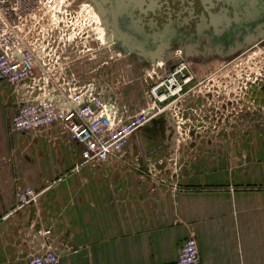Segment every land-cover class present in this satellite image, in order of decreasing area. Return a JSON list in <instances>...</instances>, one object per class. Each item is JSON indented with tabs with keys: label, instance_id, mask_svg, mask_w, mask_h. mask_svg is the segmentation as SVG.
<instances>
[{
	"label": "crops",
	"instance_id": "obj_1",
	"mask_svg": "<svg viewBox=\"0 0 264 264\" xmlns=\"http://www.w3.org/2000/svg\"><path fill=\"white\" fill-rule=\"evenodd\" d=\"M93 61L86 73H103ZM20 97L0 84V264H27L44 230L61 264H176L189 236L199 264H264V136L174 150L173 139L143 127L121 155L82 165L81 145L57 127L11 131ZM17 188L40 195L12 212Z\"/></svg>",
	"mask_w": 264,
	"mask_h": 264
},
{
	"label": "built area",
	"instance_id": "obj_2",
	"mask_svg": "<svg viewBox=\"0 0 264 264\" xmlns=\"http://www.w3.org/2000/svg\"><path fill=\"white\" fill-rule=\"evenodd\" d=\"M100 32L94 10L84 1L0 0V84L12 86L17 95L22 89L11 131L57 127L61 135L81 145L82 165L121 155L131 136L165 112L170 98L180 96L187 81L184 74L194 73L191 63L181 58L168 68L160 62L159 70L152 69L148 81L145 78V107L130 114L121 95L113 93L118 88L110 90L93 79L79 85L73 73L81 61L91 62L100 54ZM39 195L32 188H17L12 212ZM50 234L51 230L41 232V249L28 256L27 264H61ZM199 263L197 240L189 236L179 248L176 264Z\"/></svg>",
	"mask_w": 264,
	"mask_h": 264
},
{
	"label": "flooded vegetation",
	"instance_id": "obj_3",
	"mask_svg": "<svg viewBox=\"0 0 264 264\" xmlns=\"http://www.w3.org/2000/svg\"><path fill=\"white\" fill-rule=\"evenodd\" d=\"M80 1L90 5L100 18V55L105 60L97 69L108 65L107 60L122 67L126 59L140 63L142 69L152 62H163L168 68L178 58L191 63L194 73L184 74L187 81L180 96L164 105L167 111L178 103L184 105V125L163 112L144 127L174 141L249 139L251 133L246 131L251 129L252 87L203 85L206 74L198 68L215 61H231L264 43V0H100L106 10L119 9L115 30L108 27V15L104 18L97 14L93 0ZM219 13L224 15L221 28L216 25ZM137 45L143 50L134 49Z\"/></svg>",
	"mask_w": 264,
	"mask_h": 264
},
{
	"label": "rangeland",
	"instance_id": "obj_4",
	"mask_svg": "<svg viewBox=\"0 0 264 264\" xmlns=\"http://www.w3.org/2000/svg\"><path fill=\"white\" fill-rule=\"evenodd\" d=\"M97 19L98 21L100 20L99 17ZM102 60L105 59H102L100 55L98 59L93 61L94 66L99 65ZM107 61L109 64L104 65L101 70L103 73H86L85 68L87 62L81 61L77 65L81 66V71H79L77 67L73 68V73L75 77H77L78 84L81 85L93 79L95 82L107 88H111L110 90L115 87L118 88L116 91L113 90V93L121 95V98L124 100L123 102L128 105L130 113H134L143 106L145 107L146 101L144 99V91L146 90V82L148 81L147 73L152 69L158 71L160 62H152L150 66H146L142 69L140 63H134L125 59L123 63V73H111V61ZM113 69H115V65ZM198 70L200 73L206 74V82L203 84L206 86L249 87L250 85L252 87L251 116L249 119L251 129L246 132L264 136V43L253 47L241 57H237L231 61L207 63L204 64L202 68H198ZM161 72L162 70L158 73ZM145 78L147 81H145ZM182 108L186 107L184 105L181 107V104L178 103L176 106H172L171 110L165 111L167 117H170L174 121H178L181 127L184 125V119L181 117ZM236 132L240 133L242 131L237 130ZM184 143L185 142L181 140L175 141L173 143V149H181ZM243 144V142L239 144L236 143L237 148L240 146L239 149H241ZM162 150L166 151V147H160L161 152ZM173 153L177 152L174 151Z\"/></svg>",
	"mask_w": 264,
	"mask_h": 264
},
{
	"label": "water",
	"instance_id": "obj_5",
	"mask_svg": "<svg viewBox=\"0 0 264 264\" xmlns=\"http://www.w3.org/2000/svg\"><path fill=\"white\" fill-rule=\"evenodd\" d=\"M93 1L95 3V8L97 10V14L99 16H103L104 18H105V15H108V18H106L108 27L111 26L115 30L118 26V24H117V13L119 12V9L117 7H115L114 9L109 8L110 10L109 9L106 10V9L101 7L102 3L100 2V0H93ZM117 5L120 6V3L118 4V2H117ZM222 12H225V11H222ZM115 16H116V18H115ZM223 19H224L223 14H221V13L217 14L218 24L216 23V25H218L220 28L223 26L222 25ZM133 47H134V49H137V50H143L142 49L143 47L139 46V45L133 46ZM141 52L144 54H147L145 51H141ZM147 55H153V52H149ZM152 59H153V56H152Z\"/></svg>",
	"mask_w": 264,
	"mask_h": 264
},
{
	"label": "bare ground",
	"instance_id": "obj_6",
	"mask_svg": "<svg viewBox=\"0 0 264 264\" xmlns=\"http://www.w3.org/2000/svg\"><path fill=\"white\" fill-rule=\"evenodd\" d=\"M96 16V15H95ZM96 19H97V17H96ZM97 21H98V19H97ZM99 22V21H98Z\"/></svg>",
	"mask_w": 264,
	"mask_h": 264
}]
</instances>
